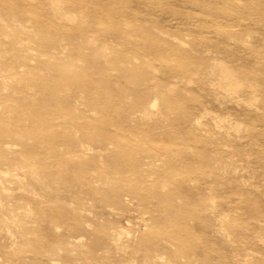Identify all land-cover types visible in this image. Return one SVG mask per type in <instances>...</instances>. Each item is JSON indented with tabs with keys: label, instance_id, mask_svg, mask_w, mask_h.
<instances>
[{
	"label": "rangeland",
	"instance_id": "obj_1",
	"mask_svg": "<svg viewBox=\"0 0 264 264\" xmlns=\"http://www.w3.org/2000/svg\"><path fill=\"white\" fill-rule=\"evenodd\" d=\"M9 1L0 264H264V0Z\"/></svg>",
	"mask_w": 264,
	"mask_h": 264
},
{
	"label": "bare ground",
	"instance_id": "obj_2",
	"mask_svg": "<svg viewBox=\"0 0 264 264\" xmlns=\"http://www.w3.org/2000/svg\"><path fill=\"white\" fill-rule=\"evenodd\" d=\"M6 1V0H5ZM9 1V0H8ZM57 2H60L61 0H56ZM102 1H104V2H107V1H105V0H102ZM9 2H11V1H9ZM248 5H249V0H248ZM18 6V5H17ZM101 15V18L100 17H98V16H96L93 12L91 13V16L93 17V18H97L98 20L99 19H102L103 17H105L106 15H107V12H105V11H103L102 12V14H100ZM205 24V23H204ZM202 25V24H201ZM206 25V24H205ZM204 25V26H205ZM210 25L211 26H213V25H215V24H212V23H210ZM210 25H208V27L210 26ZM203 26V25H202ZM207 27V26H206ZM85 33V32H84ZM164 43V49L166 50V49H168V48H170L172 51L173 50H176V47H172V46H169V44H167V43H165V42H163ZM163 46L161 45V47H162V49H163ZM167 51V50H166ZM181 52V51H180ZM222 66V65H221ZM224 70V75L225 74H228V73H230V71H228V69H223ZM222 73V72H221ZM150 104H151V107H156L157 105H158V101H157V99L155 98V99H153V100H151V102H150ZM22 105H23V108L24 109H28L29 107H31L32 106V104L30 103V102H28V101H26V100H24L23 101V103H22ZM194 119H196L197 121H199V117L198 116H196V117H194ZM4 174V173H3ZM78 240V239H77Z\"/></svg>",
	"mask_w": 264,
	"mask_h": 264
}]
</instances>
